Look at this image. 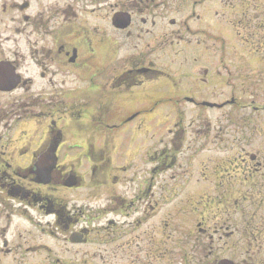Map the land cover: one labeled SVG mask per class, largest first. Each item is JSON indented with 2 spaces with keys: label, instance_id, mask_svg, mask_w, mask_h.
Listing matches in <instances>:
<instances>
[{
  "label": "flooded vegetation",
  "instance_id": "flooded-vegetation-1",
  "mask_svg": "<svg viewBox=\"0 0 264 264\" xmlns=\"http://www.w3.org/2000/svg\"><path fill=\"white\" fill-rule=\"evenodd\" d=\"M61 1L0 0V38L6 36L5 41H11L4 43V48L0 46V68L7 69V74H3L6 78L18 75L19 88L30 89L34 85L33 80L22 72L18 64L20 58L27 60V66L36 69L39 78L49 84L62 69L76 71L87 66L93 50L83 49L80 41L89 34V28L78 25L75 29L77 24L73 23L78 19V12L75 13L74 9L81 4L87 7L93 4V0ZM206 3V0H194L192 7L203 8ZM220 4L223 8L233 9L236 14L241 13L244 20L241 25L247 28L240 36L244 44L264 39V34H260L264 33V10L262 16L253 19L247 16L249 12L260 14L257 11L264 9V0H223ZM39 5L54 8L64 16L63 21L58 23L47 14H39V20L37 16L30 15V9ZM137 5L139 12H129L128 27L121 32L131 30L136 21L143 26L148 24L147 18L137 15L145 13L151 6L147 1ZM82 11L88 12L87 9ZM150 24L154 25L152 19ZM64 28L68 30L66 36L72 40L69 45L63 44ZM37 36L36 42L32 41ZM49 36L53 39L47 47ZM20 41L23 42V50L15 48L20 46ZM261 46L259 44L252 50L264 54ZM135 59V64L128 65L115 78V83L118 82L124 90L132 91L155 78L153 61H146L141 54ZM261 65L214 66L213 70L202 67L196 75L185 73L179 76L185 85L182 98L189 106L188 117L195 114L184 130L187 147L191 148L193 144L200 153L220 150L225 155L221 160L209 161L206 166L198 164L194 167L185 156L187 176L197 177L199 181L191 179L195 189L187 193L185 199L186 210L182 215L185 214L187 224L182 246H178L182 264H219L222 261H226L225 264H264V257L255 263V252L248 251L249 246L254 245V233L264 232V64ZM159 73L167 80L172 79L168 73ZM223 88H230V91H222ZM42 100L25 97L0 103V264L1 261L9 264H62L57 256H49L53 240L74 234L73 239L81 243L72 244L68 239L67 242L72 246H86L92 225L99 228L98 234L104 246L100 260L105 256L108 261L120 258L142 263L143 256L153 258L157 245L152 230L157 225L154 220L157 216L155 205H158L154 174L159 168L164 172L173 171L177 167L175 157L165 151L160 155H147L146 164L156 166L141 178L142 173L129 175L132 166H121L111 171L108 166L111 151L106 150L104 143L98 149L85 144L89 189L92 192L83 197L76 192L83 188L85 180L74 169H65L60 160L64 145L62 135L55 151L50 183L38 184L36 165L57 139L58 126L52 121V116L60 112L56 102L43 100L41 103ZM41 118L44 119L45 131L40 139L36 126L41 125ZM54 124L55 128L51 129ZM169 135H172L170 143L173 146L175 134ZM232 152L234 155L230 156ZM184 165L179 168L185 171ZM103 167L106 171H101ZM71 172L76 174L79 183L67 189L63 184L68 183L67 175ZM99 188H105L101 206L94 204L98 202V195L94 198L95 190ZM239 200H248L249 203L238 208ZM230 201L234 203L229 204ZM144 226L147 227L145 232ZM27 230L41 232L42 236L34 238L33 243L39 245L36 250L47 252L50 258L40 251L31 263L30 245L21 237ZM86 258L84 264H88L91 257ZM91 259L97 262L95 258ZM106 259L104 264H108Z\"/></svg>",
  "mask_w": 264,
  "mask_h": 264
},
{
  "label": "rangeland",
  "instance_id": "rangeland-1",
  "mask_svg": "<svg viewBox=\"0 0 264 264\" xmlns=\"http://www.w3.org/2000/svg\"><path fill=\"white\" fill-rule=\"evenodd\" d=\"M146 1L151 8L137 16L147 18V25L143 26L136 21L131 30L127 29L123 32L111 25L114 14L139 12L137 4ZM206 1L208 4L206 3L202 10L199 7L194 9L189 5L191 16L193 14L195 20L200 19V21L196 20L199 22L196 23L189 20V12L187 11L188 14H186L184 10L190 0H93V4L87 7L81 4L74 9L75 13L78 12V19L73 23L77 24L75 29L78 25L89 28V34L80 41L83 43V49L93 50H90L91 55L88 57L86 67L76 71L66 70L67 72L62 69L61 73L52 77V83L49 84L47 80L39 78L36 69L27 66V60L19 59L18 64L22 72L33 80L34 85L30 89L18 88L12 93H0V103L19 101L25 97L43 99L47 103L56 102L60 112L52 116V121L57 122L59 136L63 135L65 142L60 160L65 169H74L73 171L85 180L83 188L75 191L77 194L84 197L92 192L88 181L89 164L82 159V156L77 157V152H80L78 146L84 148L85 144H92L98 149L104 143L107 151H111L110 148L113 146L110 154L111 162L114 165H121L126 160L128 165H132V170L128 171L129 175L142 173L141 178H145L150 169L154 168L145 165V157L148 153L152 155V152L157 151L154 155H159L158 151L164 148V151H169L167 154L174 156L177 162V167L171 171L172 173H164L163 169L159 168L160 170L155 171L154 174L155 191L154 189L153 191L158 198L156 201L158 205H155L157 216L154 222L157 225L154 229L150 223L153 229V240L157 245L153 258L143 256L142 263L120 258L108 261L105 256L100 260L99 257L104 255V246L98 234L99 228L92 225L91 236L86 246H72L67 242L69 235L62 236L58 241L54 239L51 243L53 248L50 255L43 250H36L39 245L33 243L35 239L42 236L40 231L27 230L22 233V239L30 245L31 263H33L32 258L37 257L42 251L45 256L49 255L51 258L57 256L63 264H84L87 256L97 261L89 258L88 264H104L105 259L108 264H182L178 246L183 243L184 229L187 224L185 214L182 215L187 204L184 201L187 193L195 189L192 180L199 181L196 180L197 177L187 176V165H184L185 156L194 167L198 164L206 166L209 161L221 160L225 155L221 154L220 150H205L200 153L193 144L191 148L187 147L184 130L187 129L188 121L190 122L195 114L188 117L189 106L182 98L185 96V85L179 76L185 73L196 75L202 67L213 70L214 66L255 67L264 64V54L261 51L252 50L259 44H262L261 47L264 48V40H253L244 44L240 38L246 28L245 25H241L244 22L240 17L241 13L236 14L233 9L223 8L220 4L223 0ZM181 2L185 4L182 7H180ZM83 9H87L88 12L82 11ZM263 10L257 11L260 13L257 15L249 12L247 16L249 19L262 16ZM214 12L217 13L215 16ZM29 13L37 16L38 20L39 14L51 15L53 20H58V23L64 19V16H61L54 8L48 9L44 5L32 7ZM151 19L154 21L153 26L150 24ZM170 20L174 21L175 26L169 25ZM62 32L63 44L66 42L69 45L72 40L66 36L68 30L64 28ZM254 32L258 33V31ZM260 34L264 33L260 32ZM38 36L32 41L36 42ZM5 37L0 38L1 48H4V43L11 42L5 41ZM51 39L53 36L48 37L47 47H50ZM19 44L20 46L16 45L15 48L23 50V42L20 41ZM19 54L25 55L24 52ZM138 54L146 58V61L155 62L156 74H159L158 70H160L172 75V79L169 80L171 83L161 74L157 75L153 81L144 83L145 85L134 88L132 91L124 90L118 82L115 83V78L128 65L136 63L135 56ZM176 75L179 76L176 77ZM152 77H154L153 74ZM228 89L230 88H223L222 91ZM35 104H38L37 101ZM36 106L39 108V105ZM43 120L41 118V125L36 126V133L40 139L45 131V126L42 125ZM169 133L175 134L172 147L166 146L172 139ZM72 146H77L78 150ZM232 155L234 152L230 154ZM181 164L185 166V171L179 168ZM114 170L111 169L113 172ZM101 171H106V167H103ZM104 189L99 188L95 190L97 193L93 192L96 194L94 199L98 195L96 199L98 202H94L95 205H102ZM233 203V201L229 202V204ZM238 203L240 208L247 205L249 201L239 200ZM143 206H146L145 199ZM146 230L147 227L144 226L143 232ZM252 241L254 245L249 246L248 251L255 252L254 258L257 263L264 257V232L256 231ZM179 242L180 245H176ZM248 255H251V252ZM1 264H9V262L1 261Z\"/></svg>",
  "mask_w": 264,
  "mask_h": 264
},
{
  "label": "water",
  "instance_id": "water-1",
  "mask_svg": "<svg viewBox=\"0 0 264 264\" xmlns=\"http://www.w3.org/2000/svg\"><path fill=\"white\" fill-rule=\"evenodd\" d=\"M123 16L121 15H116L113 19V24L115 27L117 28H124L126 26V23H125V19L122 20ZM14 87V86H12ZM55 148H56V144H54V146H52V148H50V150L48 151V153L43 157V159L41 160V163H38L37 166H36V181L37 182H42V183H46L47 182V178L46 180L45 179H42V177H44L45 175H48L51 171V169L53 168L52 167V164L49 163V161L51 160L53 162V155H54V151H55ZM68 186L70 185H73V183L71 184H67ZM73 242H76L73 240Z\"/></svg>",
  "mask_w": 264,
  "mask_h": 264
}]
</instances>
